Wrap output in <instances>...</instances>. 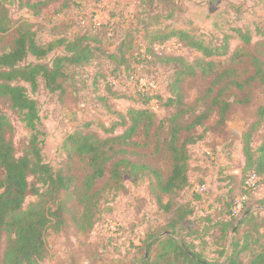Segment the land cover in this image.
<instances>
[{"label": "trees", "instance_id": "16d2710c", "mask_svg": "<svg viewBox=\"0 0 264 264\" xmlns=\"http://www.w3.org/2000/svg\"><path fill=\"white\" fill-rule=\"evenodd\" d=\"M23 6L36 9L38 4L27 0ZM11 23L8 6L5 0H0V45ZM106 27V24L99 25L73 41L43 47L37 42L33 26L21 24L14 48L5 52L0 47V264H42L48 257L44 237L49 231L59 233L69 225L78 231H93L104 209L126 191L127 178L147 180L150 196L157 205L172 212L165 230L170 235L159 238L161 233H146L145 246L149 248L155 244L158 248L156 257L146 264H210L194 243L186 239L198 231H191L187 236L182 234L194 215L190 203L177 202L191 185L190 147L207 132L222 129L235 104L250 102L249 98L238 100L236 92L246 91L255 84L264 87V60L250 52L236 50L231 61L235 63L248 58L251 73L240 72L236 64L223 67L216 59L229 54V37L224 38L223 45L214 47L182 30L155 31L151 42L133 49L131 57L130 50L127 53L121 43L116 53L108 56L115 59L119 53L121 66L128 65L132 59L138 63L134 70L136 74L140 67L146 72L148 66L165 61L173 63L175 75L169 85V96L165 98L162 93L138 91L126 94L134 104L133 108L127 113H116L117 120L111 126H102L104 136L82 130L71 134L63 146L67 163L64 168L55 169L44 161L42 155L38 135L41 117L33 94L38 91L41 81L50 93H64L63 81L70 77L69 68L83 66L101 51L92 45L97 38H102L97 37L94 30L106 33ZM235 33L244 44H250L249 31L236 29ZM173 40L181 47L200 52L204 60L190 64L181 55L167 52V43ZM59 46L64 47L65 54L46 63L48 55ZM157 47H164L161 54L157 53ZM30 57H34L36 63H28ZM200 73L212 78L210 86L196 106L188 105L183 82ZM152 103L165 110L167 115L158 118ZM3 105L18 114L31 133L21 156L17 154L13 141L14 126L3 112ZM215 114L218 120L213 126L208 125ZM256 115L257 120L242 136L245 169L237 178L238 191L231 189L233 195L225 208L229 219L219 221L217 226L222 240L227 239L230 230L236 226L247 227L242 243L234 245L235 251L227 258L226 264H264L261 242L264 217H260L259 212L249 213L252 208L248 206L250 200L239 216L232 215L236 198L246 193L248 177L255 174L259 183L264 178V136L257 147L254 145V134L264 123V105L258 108ZM198 128H205L202 135L195 134ZM150 144L154 145L156 152L170 154L171 172L167 177L142 153L141 150ZM76 161L85 166L82 180L72 173ZM30 197L37 200L26 206ZM164 197L169 198L166 203ZM73 201H76L78 211L70 205ZM259 205L264 206V200ZM246 252L250 257L244 262L242 255ZM221 254L223 256L224 250Z\"/></svg>", "mask_w": 264, "mask_h": 264}, {"label": "rangeland", "instance_id": "374dc122", "mask_svg": "<svg viewBox=\"0 0 264 264\" xmlns=\"http://www.w3.org/2000/svg\"><path fill=\"white\" fill-rule=\"evenodd\" d=\"M5 2L12 20L11 28L0 45L5 52L14 48L21 24L33 26L37 42L43 47L60 41H73L99 25L106 24L108 27L104 30L106 33L94 30L97 37L102 38H97L92 45L101 51L83 66L69 68L70 77L63 81L64 93H50L41 81L38 91L33 94L41 117L38 135L42 155L44 161L55 169H62L67 163L63 146L71 134L82 130L104 136L102 126H111L117 120L116 113H127L133 108L134 104L125 95L140 89L139 77L144 79L145 84L154 82L155 93H162L165 98L169 96V85L175 75L173 63L165 61L148 66L146 72H142L140 67L136 74L134 70L138 63L132 59L128 65L121 66L119 53L115 59L108 56L116 53L121 43L127 53L130 50L131 57L133 49H138L144 42H151L155 31L182 30L214 47L223 45L224 38L229 37V54L216 59L223 67L236 64L240 72L246 70L251 73L248 58L235 63L231 61L236 50L250 52L264 60V0H31L38 4L36 9L23 6L27 0ZM236 29L251 33L250 44L241 41L235 33ZM166 48L167 52L181 55L190 64L204 60L200 52L181 47L174 40L169 41ZM64 54V47L59 46L45 62ZM28 63H36V59L30 57ZM211 80V77L201 73L186 78L182 85L185 102L196 106ZM235 96L238 100L249 98L250 102L235 104L222 129L207 132L190 147L191 185L177 200L178 203L193 206L194 215L182 234L187 236L191 231H198L186 239L194 243L210 264H226L227 258L235 251L234 245L242 243L247 230L245 226H236L235 232L234 228L231 229L227 239L222 240L217 226L219 221L229 219L225 208L233 195L231 189L238 191L237 178L245 169L242 136L257 120L258 108L264 105V87L255 84L246 91L236 92ZM151 105L158 118L167 115L155 103ZM2 110L14 126L13 141L17 154L21 156L31 133L8 106L3 105ZM217 120L218 115L215 114L207 124L213 126ZM204 130L198 128L195 134L202 135ZM263 136L264 123L254 134L255 147ZM141 151L146 160L166 177L170 174L171 158L167 151L158 153L153 144ZM72 168V173L82 180L85 175L82 162L76 161ZM236 171L239 173L236 174ZM125 185L126 191L104 209L93 231H78L71 225L59 233L49 231L44 237L48 257L42 264H146L153 261L158 253L157 245L148 248L143 240L148 231L150 234L166 233L172 212L157 205L150 196L147 180L127 178ZM199 185H205L204 192H197ZM168 199L164 197V202ZM36 200L35 197L28 198L26 206ZM262 200L264 178L251 193L248 205L251 209L259 208L251 213L259 212L260 217H264V206L259 205ZM70 205L74 211L79 210L76 201ZM261 233L264 236V228ZM261 242L264 246V237ZM249 257V252H246L242 260L247 262Z\"/></svg>", "mask_w": 264, "mask_h": 264}, {"label": "built area", "instance_id": "2783aa9c", "mask_svg": "<svg viewBox=\"0 0 264 264\" xmlns=\"http://www.w3.org/2000/svg\"><path fill=\"white\" fill-rule=\"evenodd\" d=\"M164 49V47H157L156 51L158 54H161V51ZM111 81V79H109ZM137 81L140 83V89L135 90L133 92H141V93H146V92H150L152 94L155 93V85L154 82H152V84H145L143 81L144 79H142L141 77H139L137 79ZM239 171H236V174H238ZM259 183V179L255 174H251L247 181H246V185H245V190L246 193L242 196H239L236 198L235 202H234V206H233V210H232V215L234 217H237L241 214V212L243 211L245 204L250 200V195L251 193L255 190V188L257 187V184ZM206 189L205 185H199L197 187V192L201 193L204 192Z\"/></svg>", "mask_w": 264, "mask_h": 264}, {"label": "water", "instance_id": "95a60500", "mask_svg": "<svg viewBox=\"0 0 264 264\" xmlns=\"http://www.w3.org/2000/svg\"><path fill=\"white\" fill-rule=\"evenodd\" d=\"M258 209H259V208H253V209H251V210L249 211V213H251V212H253V211H256V210H258ZM249 213H247L245 216H247ZM235 230H236V228L234 229L233 232H235ZM167 235H170V233H169V232H166V233L160 235L159 238H162V237L167 236Z\"/></svg>", "mask_w": 264, "mask_h": 264}]
</instances>
